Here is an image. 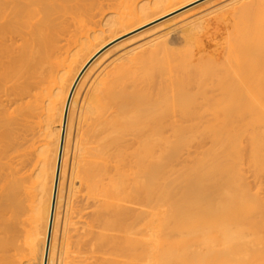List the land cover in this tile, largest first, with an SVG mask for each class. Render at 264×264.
<instances>
[{
  "label": "bare ground",
  "instance_id": "obj_1",
  "mask_svg": "<svg viewBox=\"0 0 264 264\" xmlns=\"http://www.w3.org/2000/svg\"><path fill=\"white\" fill-rule=\"evenodd\" d=\"M71 1L0 0V110L1 97L14 91L4 86L16 77L21 65L33 80H26L30 85L25 82L29 86L25 98L26 91L19 92L27 99L24 104V100L22 104L17 100L19 109L25 110L21 111L25 114L20 128L12 121L18 112L9 113L13 119L0 111L1 140L17 158L16 171L13 169L12 174L8 170L13 177L5 175V180L9 176L7 185L0 189L4 190L0 192V208L5 205L1 213L8 218L0 213V220L4 218L0 225H5L2 228L6 233L2 246L4 253L21 249L29 251L31 258L18 261L10 258L11 254L6 263L0 264H12L14 260L17 263L13 264H72L66 262V229L77 179L87 185L89 195H85L92 200L94 225L104 231L97 239L91 234L96 240L90 242L97 244L95 247L101 250L97 252L111 254L107 261L106 255H101V260H96L104 262L97 264H264V185L259 184L264 183V0H214L194 12H180L165 20L152 31L147 30L145 36L139 35L142 39L137 37L136 42L127 39L129 45L128 41H119L123 34L200 0H143L139 4L117 1L119 7H113L114 13L100 16L98 25L65 54L60 52L62 46L57 40H51L55 32L50 31L49 39L42 35L47 36L53 25L52 15L65 10L61 4L75 5ZM73 7L76 10L77 5ZM214 20L226 24L222 33L217 29V35H211L215 50L208 51L212 47L207 42L210 36L207 41L203 38L209 47L203 45L208 44L202 42V35ZM18 26L28 31V36L24 31L22 36L31 37V42L23 39L22 51L14 48L19 53L16 56L12 41H7L12 40L10 33L15 34L11 27L21 30ZM117 47L120 51L107 59L109 50L117 51ZM102 61L97 75L90 78ZM84 86L88 88L79 100ZM107 99L115 110L111 108L113 114L109 112L104 118L108 109H103L102 116L98 112ZM76 107L77 127L71 145ZM96 113L99 121L95 117L91 121ZM87 116L91 119L87 120L88 127L100 122V117L103 121L111 118L105 123L106 130L102 123L92 128L101 126L105 135L97 129L102 137L97 136L91 128L85 129L92 136L82 135L86 131H81L80 125L86 123ZM1 124H8L6 131ZM38 134V140L41 136L44 140L37 153L33 147ZM94 143L99 150L93 154ZM28 147L37 153L36 181L31 183L37 185L38 194L30 190L34 183L30 192L25 188L28 180L19 167L26 155L29 158L34 154ZM69 149L68 179L72 184L63 200ZM6 152L0 149L1 162ZM0 165V173L5 174L2 171L7 163ZM247 173L253 178H247ZM28 192H34L37 200ZM28 199L35 204H28L32 203ZM62 202L64 215L58 235ZM80 248L74 249L83 251Z\"/></svg>",
  "mask_w": 264,
  "mask_h": 264
},
{
  "label": "rangeland",
  "instance_id": "obj_2",
  "mask_svg": "<svg viewBox=\"0 0 264 264\" xmlns=\"http://www.w3.org/2000/svg\"><path fill=\"white\" fill-rule=\"evenodd\" d=\"M82 1H83V3H82ZM117 1H121V3H122V1L123 0H73V1H71V3H74L75 5H70V2L69 3H66V4H61V6H62V8H64L65 10L64 11H61V10H59V11H56L53 15H52V17H51V19H52V21H53V25L51 26V28H53V29H51L50 28V30L48 29V31H47V33H46V35L47 36H45V35H42V37L44 38H46V39H49V37L48 36H54L55 34H57L58 36H57V38H55V37H53L52 36V38L53 39H51L52 41L53 40H57V43L60 45V46H62V48L59 46V48H61V50H60V52H63V53H67L68 52V49H69V52L70 51H72V50H74L75 48H76V46L78 45V43L80 42V40L81 39H83L82 37L83 36H85V35H87V34H89L94 28H95V26H97L98 25V23H99V20H101V17L102 18H104V15L105 16H107L108 14H111V13H114V10L116 9H113V7L114 6H116V7H119V4H118V2ZM133 1V2H132ZM136 1V2H135ZM143 0H130V2H129V0H128V4H130V3H136V4H139V3H141ZM212 1H213V3H214V0H200V1H198L197 3H195V4H193V5H190L189 7H186L185 9H183V10H181V11H178V12H176V13H174L173 15H171V16H169V17H166V18H164V19H161V20H159V21H156V22H154V23H151V24H149V25H147V26H145V27H143V28H141V29H138V30H132L131 32H128V33H126V34H123L122 35V37L119 39V41L121 42V43H123L124 42V44L126 43V41H128V40H131L132 42L134 41V42H136V41H138V40H140V39H142L141 37L142 36H145V33H147V30H148V32H150V30L152 31L153 29H154V27L155 28H157L158 26H159V24L160 23H162V22H164L165 20H167V19H170V18H172V17H175V16H177V15H179V14H181V13H184V14H186V11H193L194 12V9H195V11L197 10L196 8H198V9H201V8H203L204 6H206V4L208 5V3L210 4V2L212 3ZM215 1H221V0H215ZM78 2H81L80 4H77ZM123 2H125V1H123ZM126 2H127V0H126ZM120 3V4H121ZM118 4V5H117ZM77 5V8H76V10H77V12H78V10H80L81 9V7L80 6H84L83 8H85V10L82 8L81 10H80V12H75L76 10H73L72 9V7L73 6H76ZM72 6V7H71ZM203 6V7H202ZM79 7H80V9H79ZM61 8V7H60ZM74 8V7H73ZM88 8V9H87ZM193 8V9H192ZM113 10V11H112ZM61 11V12H60ZM82 11V12H81ZM118 11V10H117ZM116 11V12H117ZM191 11V12H192ZM57 12H60L61 14H62V18H61V14L60 13H57ZM73 12H74V14H73ZM105 12H107V13H105ZM181 12V13H180ZM189 13V12H188ZM59 15V16H58ZM66 17H65V16ZM101 16V17H100ZM63 18H64V20H63ZM50 19V20H51ZM59 21V22H58ZM65 23V24H64ZM96 23V24H95ZM225 23V22H224ZM222 21H220V20H214V22L213 21H211V23H209V24H211L210 26H208L209 27V29L208 28H205L206 30V32H208V30H210L209 31V33H204L203 31V35L200 33L199 35H202V36H204V37H202V42L204 43H207V42H210L209 44H211V46L212 45H214V41L212 42L211 41V35H212V37H214L215 36V34H216V31H217V29H218V32L219 33H222L223 31H222V29L221 28H223L224 27V24ZM50 24H52L51 22H50ZM218 25V26H216V25ZM226 24V23H225ZM15 26L17 25V24H14ZM64 27H63V26ZM215 25V26H214ZM55 26H59V27H55ZM62 26V27H61ZM18 27H21V26H18ZM55 27V28H54ZM12 29L10 30V31H14V33L15 34H13L12 36H11V33H10V31H9V38L10 39H12V40H8L7 41V43L8 42H11V44H13L12 45V50H13V52H15V51H17V52H19V50L20 49H23L22 47H24V40H26V38H27V33H25L26 31H24V28H22L21 27V30L19 29V30H17L18 28L16 27V29L14 30V28L15 27H11ZM58 28H59V30L60 31H58ZM55 29H57L56 31H52V30H55ZM62 29H64V31L62 30ZM208 29V30H207ZM17 30V31H16ZM221 30V31H220ZM23 31H24V33L27 35H23L22 36V34H23ZM43 31H46L45 29L43 30ZM53 33V32H55V34L53 33L52 35H51V32ZM58 31V32H57ZM63 31V32H62ZM28 32V31H27ZM142 32H144V33H142ZM214 32H215V34H214ZM212 33V34H211ZM218 33V34H219ZM18 34H21V35H18ZM138 34V35H137ZM142 34V36L140 37L139 35H141ZM144 34V35H143ZM214 34V35H213ZM14 35H16V36H14ZM18 35V36H17ZM206 35V36H205ZM217 35V34H216ZM14 36V37H13ZM31 35H29V37H30ZM60 36V38H62V39H60V38H58ZM136 36V38L134 39V37ZM209 38H208V37ZM137 37H138V40H137ZM22 38V39H21ZM31 38V37H30ZM30 38L28 39V41H30ZM133 38V39H132ZM203 38H205V40L207 41H203L204 39ZM24 39V40H23ZM74 39V40H73ZM122 39V40H121ZM128 39V40H127ZM209 39H210V41H209ZM69 40H71V41H69ZM124 40V41H123ZM17 41V42H16ZM21 41H22V43H21ZM24 41V42H23ZM27 41V40H26ZM27 41V42H28ZM54 41V44L56 43ZM60 41V42H59ZM64 41V42H63ZM77 41V42H76ZM131 41H128V45H129V42H131ZM15 42V43H14ZM31 42V41H30ZM7 43H6V45H7ZM17 43V44H16ZM57 43H56V45H57ZM61 43V44H60ZM71 43V44H70ZM75 43V44H74ZM9 44V43H8ZM11 44L9 45L10 47H11ZM15 44V45H14ZM67 44L70 46V48H69V46H67ZM74 45V48L72 47L73 45ZM127 44V43H126ZM131 44V43H130ZM208 44V43H207ZM206 45V44H203L204 46H209L210 47V45ZM22 45V46H21ZM119 45H120V43H119ZM19 46H21V48H18ZM58 46V45H57ZM125 46H127V45H125ZM124 46V47H125ZM32 48H33V46H31ZM64 47H65V49H64ZM14 48H16V50L14 49ZM31 48V49H32ZM68 48V49H67ZM114 48H116V47H114ZM113 48V50L114 51H112L111 52V50H112V48H111V50H109L108 52H109V55L107 56V59H109L108 57H112V55L114 56L117 52H119L120 50H119V48L117 47V51H116V49H114ZM121 48V47H120ZM123 48V47H122ZM62 49H64V50H62ZM15 50V51H14ZM215 49H214V47L212 46L210 49H208V51H214ZM22 50H20V52H21ZM32 51V50H31ZM65 51H67V52H65ZM12 52V55H13V57L15 56L14 55V53ZM35 52V51H34ZM113 53H115V54H113ZM15 54H16V52H15ZM19 54V53H18ZM18 54H16V56L18 55ZM61 54V53H60ZM65 54H62L63 56L65 55ZM11 55V56H12ZM61 55V56H62ZM32 56H33V54H32ZM63 56L61 57V59L63 58ZM66 56V55H65ZM65 56H64V58H65ZM63 58V59H64ZM62 59V60H63ZM106 58L103 60V61H105V60H107ZM59 60H60V58H59ZM61 60V61H62ZM103 61L100 63V64H98V65H96V67L94 68V70H93V73H92V75L90 76V78H94L96 75H97V73H98V71L100 70V68L102 67V63H103ZM22 67H23V65H21ZM26 65H24V67H25ZM22 67H21V69H22ZM28 67V66H27ZM20 69V70H21ZM27 69V68H26ZM30 69V68H29ZM20 70H19V72H18V74L16 75V77H14L12 80H10V82H8V83H6L5 84V86H4V88H6L7 90H14V91H12V92H9V91H7V94H8V92H9V96L8 95H4V97H1V99H3L2 100V109L3 110H0V111H5L4 113H6L5 115H6V118H7V116L9 115L10 116V114L11 115H13L12 113H17V115H18V117H16L15 115H13L14 117H15V119L12 117V116H10L11 118H13L14 120H16V118H18L16 121H14V120H12L13 122H15L16 123V125H17V123H19V126L17 125H14V126H10L11 127V130H12V128L14 129V127L16 126V128L17 127H21L22 126V124L21 123H23L24 122V119L22 118V117H24V114H22V112H25V110H24V108H22L21 110L19 109V108H21V99L22 100H24V98L26 97V95H27V90H28V85H30V84H32V83H28V82H30V81H32L33 82V80H32V78L28 75L29 73H27V72H25V71H27V70H24V68L21 70L22 72H23V70H24V72L23 73H21L20 72ZM31 71V70H30ZM19 73H21V75H19ZM25 73V74H24ZM27 73V74H26ZM31 74V73H30ZM22 76V77H21ZM26 76V77H25ZM21 78V79H20ZM29 78H31V80H28ZM89 78V80H92V79H90ZM19 79V80H18ZM18 80V81H17ZM28 82H27V81ZM15 81L17 82V84L15 83ZM25 82H27L28 83V85H27V83H25ZM9 83L10 84H16V85H18V84H22V83H25V84H23V86L22 87H24L25 86V89H23V88H18L19 87V85H18V87L15 85V87H13L14 85H12V86H10L9 85ZM86 86H88V85H86ZM86 86H84V88H83V90L81 91V93H80V97H79V100L81 99V97L83 98L84 96V94H85V91L87 90V88L88 87H86ZM3 88V89H4ZM15 88V89H14ZM114 88H116V90H117V87H115L114 86ZM17 91V96H15L16 94V91ZM21 90H24L23 92H25V95L22 97L21 95L23 94V93H21V94H19V92H21ZM114 90V89H113ZM116 90H114V91H116ZM2 92H4V91H2ZM15 92V93H14ZM113 92V91H112ZM117 92H118V90H117ZM14 93V94H13ZM83 93V94H82ZM4 94H6V93H4ZM13 94V95H12ZM115 94H116V92H115ZM0 96H3V94H0ZM12 96V97H11ZM15 98H14V97ZM4 98H6V100L4 99ZM19 98V99H18ZM12 99V100H11ZM8 100V101H7ZM20 101V103L21 104H19L18 103V101ZM25 101V100H24ZM26 101H27V99H26ZM26 101L25 102H23V104L24 103H26ZM1 102V101H0ZM13 103V104H12ZM109 103L111 104V100H109L108 101V99H107V102L106 103H104L105 105L101 108L102 110H101V113H100V111L98 112L101 116L103 115V113L102 112H105V110H107L105 113H104V118H106L107 116H108V113L110 112H112L111 111V108L113 109V110H115L114 108H113V106H112V104L111 105H109ZM9 104V105H8ZM12 105H15V106H12ZM18 105H20V106H18ZM6 106V107H5ZM24 106V105H23ZM13 107V108H12ZM16 107V108H15ZM110 107V108H109ZM17 108H18V110H17ZM6 109V110H5ZM15 109V110H14ZM103 109H105V110H103ZM110 109V110H109ZM13 110V111H12ZM17 110V111H16ZM24 110V111H23ZM8 111V112H7ZM12 111V112H11ZM22 111V112H21ZM76 111H78V107H76V109H74V112H73V117L72 118H74V120L72 119V134H71V137H70V144L72 145V142H73V140H74V134H75V128L77 127V116H78V112H76ZM114 112V111H113ZM113 112H112V114H113ZM3 113V112H2ZM8 113V114H7ZM10 113V114H9ZM75 113V114H74ZM98 113H96V114H94L95 116H93V115H90V116H93V117H91V119H90V117H89V119L91 120V121H93V119H94V117L96 118V120H97V117H96V115H98ZM20 114H22V116L20 115ZM107 114V115H106ZM0 116L2 117L3 115H1V113H0ZM8 116V117H9ZM89 116V115H88ZM88 116L85 118V120H86V123H85V121H83V122H81V125H80V128L82 127V129H81V131H86V129L85 128H87V129H89V128H91L90 129V131L92 132V130H93V132H94V130H95V134H97V136H100V137H102L101 135H102V133H100V131H98L97 129H99V130H101L102 129V131L101 132H103L104 130H106V125L107 124H105V123H107L111 118H107L106 120L104 119V121L102 120V118L100 117V122H97V121H99V120H97L95 123H94V125H93V123H92V125L93 126H91V127H88V123H87V120H88ZM99 116V115H98ZM106 116V117H105ZM113 116H115V115H109V117H113ZM20 117V118H19ZM4 118V117H3ZM76 119V120H75ZM4 120V119H3ZM6 120V119H5ZM21 120V121H20ZM22 120H23V122H22ZM90 120H88V122L90 121ZM11 121V120H10ZM10 121H8L7 123L9 124V122ZM37 121V120H36ZM40 121V120H39ZM102 121V122H101ZM106 121V122H105ZM4 122V121H3ZM3 122H1V123H3ZM12 122V123H13ZM6 123V122H5ZM11 122H10V124H12ZM82 123L84 124L83 126H82ZM97 123H102L101 124V126L103 127L104 125H105V128H104V130H103V128H101V126H100V128L98 127L97 129H92V128H96L97 127ZM4 124V123H3ZM7 124V125H8ZM24 124V123H23ZM104 124V125H103ZM7 125L5 126L4 125V127L2 126V124H1V128H7ZM13 125V124H12ZM99 126V125H98ZM9 127V126H8ZM84 127V128H83ZM15 128V129H16ZM10 129V128H9ZM1 130V129H0ZM5 130V129H4ZM97 130V131H96ZM6 131V130H5ZM8 131V130H7ZM10 131V130H9ZM15 131V130H14ZM89 131V130H88ZM88 131H86V132H83V133H85V134H82V135H84L85 137H86V135H88V136H92L93 135V133H90V131L88 132ZM3 132V137H4V131H2ZM11 133H12V131H10ZM98 132V133H97ZM17 133V131L15 132V134ZM101 135H100V134ZM105 133V131L103 132V134ZM6 134H7V132H6ZM15 134L13 133V135L15 136ZM2 135V134H1ZM1 135H0V141L2 142V140H1ZM8 135V134H7ZM41 135V134H40ZM105 135V134H104ZM6 136V135H5ZM95 136V135H94ZM36 137V136H35ZM38 137H39V134H38V136H37V140H38ZM42 137V136H41ZM41 137L39 138L40 139V141L38 140H36L37 142H36V144H35V146L33 147V148H36V149H34V152H37L38 151V147L39 146H41V144H42V142H43V140L44 139H42V141H41ZM3 139V138H2ZM35 139V138H34ZM82 139H84V138H82ZM4 141H5V139H4ZM39 142H41V143H39ZM82 142H84V141H82ZM4 142H2V144H3ZM6 143V144H5ZM5 143H4V146L3 145H1L0 144V149H2V150H4V152H8L9 154H7V152H6V155L8 156V158H7V156L4 158L3 157V159H4V161H2V162H4V163H2L1 162V160H0V164H5V163H7V167L6 166H4L5 168H4V170L5 171H2V172H4L5 174H3V173H0V175H2V176H0V180H3L2 182L0 181V184H1V188L0 189H5V187H6V185L7 184H5L6 182H8L7 180L9 179V176H11L10 174L12 173V172H15L16 170L14 169V167H15V162H16V160H17V158H16V160L14 159V157L13 156H15L14 155V151H10L9 149H8V146H7V142L5 141ZM38 144V145H37ZM40 144V145H39ZM94 144H95V146L96 147H94ZM94 144H92L91 145V147H92V149H91V151L93 150V148H94V150H93V154H94V151L95 150H99V148H98V145H97V143H94ZM6 145V146H5ZM96 148V149H95ZM70 149H71V146H70ZM70 149H69V154H68V161H67V166H66V175H65V179H64V183H63V195H62V197H63V200L65 199V197H67V192H66V190H67V187H69V185H71L72 184V182L70 183V180L68 179V173L70 172V166H69V161H70V155H71V153L72 152H70ZM28 150H30L31 151V147H30V149H29V147H28ZM37 150V151H36ZM10 151V152H9ZM29 151V153H31V152H33V151H31L30 152ZM97 151H95V153L97 152ZM3 152V151H2ZM33 152V153H34ZM38 153V152H37ZM37 153H34L33 154V156H32V154H29V158H28V155H26L27 156V158L26 159H24L25 160V162L27 163V165H29V166H27V165H25V166H27L26 168L27 169H24V164H26L25 162H24V164H23V161H21L20 163H21V165L22 166H24V167H22L21 165L19 166L20 167V169L22 170V173H26L25 175H26V180H28V181H26L25 182V186H27V187H25L27 190H29V188H31V187H33V188H31L30 190H34V191H36V194H38L37 193V190L35 189V188H37V187H35V186H37V185H35V181H36V179L34 178L35 177V175H36V172H37V170H36V168L38 169V158L36 157V155H37ZM92 153V152H91ZM16 154V153H15ZM32 158H31V157ZM25 158V157H24ZM35 160H34V159ZM18 159H20V157L18 158ZM27 159H29L28 161H26ZM37 159V160H36ZM15 160V161H14ZM21 160H22V158H21ZM32 160V161H31ZM34 161V162H33ZM37 161V162H36ZM29 162V163H28ZM18 163V162H17ZM19 163V164H20ZM10 164H11V166H10ZM86 166V165H85ZM86 167H88V165L86 166ZM0 168H1V165H0ZM3 168V167H2ZM8 168V169H7ZM17 168H18V166H17ZM7 169V170H6ZM10 169V174H9V170ZM15 170V171H12V170ZM85 170L87 169V168H84ZM0 170H2V169H0ZM23 170H24V172H23ZM8 171V172H7ZM26 171V172H25ZM21 173V174H22ZM13 174V173H12ZM248 174V173H247ZM250 174V173H249ZM248 174V175H249ZM5 175H9V176H7L8 178L5 180ZM15 175V174H14ZM24 175V174H23ZM27 176H30L29 177V179H28V177ZM34 176V177H33ZM2 177H4L3 179H1ZM11 177H13V176H11ZM248 177H250V175L249 176H247V178ZM252 177V176H251ZM250 177V178H251ZM31 178V179H30ZM249 178V180L248 181H250V180H252V179H250ZM253 178V177H252ZM11 179V178H10ZM255 180V179H254ZM263 180V179H262ZM31 181H34L33 183H31ZM75 182V181H74ZM82 181H80L79 182V180L77 179L76 180V183H75V186L73 187L74 189H73V191L74 192H72V197H71V204L72 205H70V206H72L73 207V210H70L72 207H70L69 206V208H68V212H67V219H68V231H67V229H66V243H67V245H68V251H67V256L66 257H68V258H66V262L68 263H72V264H85L87 261H88V263H89V261L91 262V263H89V264H93V263H95V264H97V263H99L100 262V258H101V255L104 257L105 255H106V252H104L105 253V255H103L102 253H100L99 251H101V250H99L98 248H96L97 247V244H95V241H94V244H95V246L93 245V243H91V242H93V240H96L97 238H98V236H99V234L100 233H104V231L99 227H97L96 225H94V221H95V216L93 215V212L95 211L94 210V207H92V206H90V203H92V200H91V198H88L89 196V191H88V188L87 187H85V185H83V182L81 183ZM252 181H250V183H251ZM253 182H255V181H253ZM260 182V181H259ZM261 182H264V181H261ZM27 183V184H26ZM81 183V184H80ZM258 183V182H257ZM256 183V184H257ZM32 184H33V186H32ZM36 184H37V182H36ZM254 184V183H253ZM259 184H261V186H262V184L264 185V183H259ZM259 184H257V185H259ZM84 186V187H83ZM87 186V185H86ZM253 186V185H252ZM260 186V185H259ZM263 187V189H264V186H262ZM261 187V188H262ZM30 190H29V192H30ZM32 190V191H33ZM86 190H87V192H86ZM2 191H4V190H2ZM2 191L0 190V192L2 193ZM28 192V194H30L31 196L30 197H32V195L34 194V197H32L35 201L37 200L36 199V197H37V195H35V193L33 192H31V193H29ZM260 192V191H259ZM261 192H263V191H261ZM85 194H88V195H85ZM3 195V194H2ZM74 195V196H73ZM262 195H264L263 193H262ZM81 196V197H80ZM82 196H83V198H82ZM85 196V197H84ZM87 196V197H86ZM29 197V198H30ZM2 199V198H1ZM87 199H88V203L86 202L87 201ZM28 200H30V199H28ZM32 200V199H31ZM30 200V202H32V203H28V204H32V205H34L33 204V202L34 201H31ZM91 200V201H90ZM1 201V200H0ZM77 201H78V204H77ZM1 203V202H0ZM75 203H76V205H75ZM85 203V204H84ZM3 204V203H2ZM1 204V205H2ZM63 202H62V207H61V209H60V221H59V226H58V235H59V232H60V229H61V222H62V219H63V213H64V207H63ZM86 204L89 206V207H87L86 206ZM78 205L79 206H81V207H79L80 209H78ZM82 205H85L84 207L86 208V209H84L83 207H82ZM3 207H5V205H2ZM75 206H77V208L75 207ZM1 207V206H0ZM3 207L2 208H0V213L2 212V213H4L5 212V210H1V209H3ZM32 207V206H31ZM6 209V208H5ZM84 209V210H83ZM70 210V211H69ZM79 210L81 211V212H79ZM6 211H8V210H6ZM30 211H32V210H30ZM70 212V213H69ZM1 213V214H2ZM78 213H80V216L78 215ZM0 214V215H1ZM6 214V213H5ZM29 214H32L31 212H29ZM28 214V215H29ZM89 214V215H88ZM81 215H84V216H81ZM4 216V218L7 216V214L6 215H3L2 214V217ZM8 217H9V214H8ZM27 217H29V216H27ZM27 217L25 218V220L27 219ZM4 218H1L2 220L4 219ZM7 218V217H6ZM5 218V219H6ZM93 218H94V220H93ZM8 219V218H7ZM2 220H0V224H1V221ZM92 220H93V222H92ZM5 221V220H4ZM8 221V220H7ZM6 221V223L5 224H8V222ZM77 224H76V223ZM27 223V222H26ZM25 223V224H26ZM3 224V223H2ZM76 224V225H75ZM27 225V224H26ZM26 225H25V227H26ZM70 225V226H69ZM75 225V226H74ZM31 226V225H30ZM2 227H3V225H2ZM1 227V225H0V262H2V263H4L3 261H5V260H7V258H9V255H11V254H13V256L11 255L10 256V258H13V257H15V259H19L18 261H26L27 259H29V257L31 258V254H30V252L29 251H25V250H23V251H21V249H19L18 251H6L7 253H9L8 254V257H6V255H4V254H6V252L4 253V251H5V249L3 248V246H2V243L4 242V240H6V233L4 232V230H3V228L5 227V225H4V227L2 228ZM29 227V226H28ZM27 227V228H28ZM27 228L25 229L26 231H28V232H30L31 230H27ZM77 228V229H76ZM98 228V229H97ZM28 229H30V228H28ZM5 230H6V228H5ZM103 231V232H101V231ZM92 231V232H91ZM96 232H99L98 234L96 233ZM3 233V234H2ZM82 233V234H81ZM95 233V234H94ZM80 234V235H79ZM91 234H93L94 236H96V239H95V237L93 236V235H91ZM92 236V237H91ZM76 241V242H75ZM86 241H88L87 242V244H86ZM91 241V242H90ZM59 242V237H57V243ZM79 242V243H78ZM83 243H85L86 244V246H85V244H83ZM97 243V242H96ZM19 244V243H18ZM82 247V248H80V250H83V251H76V250H78L77 249V247L79 246V245ZM88 244H90L89 246H88ZM21 245V243L19 244V246ZM78 245V246H77ZM92 245V247H90ZM76 250H75V249ZM93 248L95 249V250H93ZM70 249V250H69ZM89 249H90V251H89ZM73 250V251H72ZM91 250H92V252H91ZM97 250H99L98 252H97ZM93 251H95V252H93ZM108 251H110V250H107V253H108ZM75 252V253H74ZM71 253H73V254H71ZM98 254V255H97ZM22 255V256H21ZM74 255V256H73ZM111 254H109V255H106L105 257H107V259L105 260V261H107V260H109V256H110ZM21 256V258H22V260H21V258H18V257H20ZM4 257H6V259L4 258ZM23 257H24V259H23ZM28 257V258H27ZM103 257H102V259H103ZM26 258V259H25ZM97 258H99L100 260H99V262L96 260ZM4 259V260H3ZM73 259H77L76 261L75 260H73ZM79 259V260H78ZM92 259H93V261H92ZM110 259H111V257H110ZM85 262H84V261ZM11 261V260H10ZM9 261V262H10ZM15 262H16V260H14ZM13 261V262H14ZM83 261V262H82ZM103 262H104V260H102ZM101 261V262H102ZM13 262H12V264H13ZM75 262V263H74ZM100 262V263H101ZM5 263H6V261H5ZM8 263V262H7ZM17 263V262H16ZM87 264V263H86Z\"/></svg>",
  "mask_w": 264,
  "mask_h": 264
},
{
  "label": "water",
  "instance_id": "obj_3",
  "mask_svg": "<svg viewBox=\"0 0 264 264\" xmlns=\"http://www.w3.org/2000/svg\"><path fill=\"white\" fill-rule=\"evenodd\" d=\"M52 212H53V210H52Z\"/></svg>",
  "mask_w": 264,
  "mask_h": 264
}]
</instances>
